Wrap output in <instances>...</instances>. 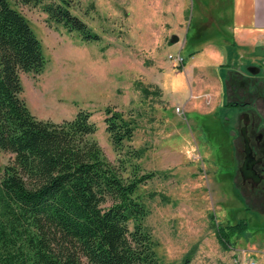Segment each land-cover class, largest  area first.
<instances>
[{
  "label": "rangeland",
  "instance_id": "obj_1",
  "mask_svg": "<svg viewBox=\"0 0 264 264\" xmlns=\"http://www.w3.org/2000/svg\"><path fill=\"white\" fill-rule=\"evenodd\" d=\"M72 2L73 12L100 35L98 41L49 25L38 6H15L39 39L45 58L40 73L20 74L21 97L31 113L60 122L80 109L89 111L96 124L89 138L113 165L118 164V153L105 131L103 108L111 106L134 118L135 131L122 151L142 150L136 161L142 172H161L141 184L136 194L148 210L144 224L162 264H235V257L264 264V213L248 205L263 210L264 199L251 200L238 189L229 135L235 132L222 121L241 109L219 105L224 73L220 69L233 68L232 59L236 67L242 60L231 55L229 65H221L200 49L193 38L196 0L183 5L172 0ZM168 9L165 17L170 23L163 22L160 13ZM206 40L222 43L216 36ZM177 53L183 65L204 60L202 74L193 70L187 76L183 65H173L168 55ZM228 83L227 101L250 100L264 115V99L257 98L254 89L245 87L248 94L239 90L234 96ZM36 95L45 107L34 105ZM215 106L221 120L210 113ZM12 160V153L0 150V173ZM240 219H245L246 228L239 237L230 236L229 249H223L217 225Z\"/></svg>",
  "mask_w": 264,
  "mask_h": 264
},
{
  "label": "trees",
  "instance_id": "obj_2",
  "mask_svg": "<svg viewBox=\"0 0 264 264\" xmlns=\"http://www.w3.org/2000/svg\"><path fill=\"white\" fill-rule=\"evenodd\" d=\"M16 5L38 6L49 25L85 41L100 39L73 12L72 0H0V150L13 154L0 173V264H162L136 194L161 172H142V150L122 151L134 118L103 108L117 165L89 138L96 131L89 111L60 122L36 118L21 97L20 74L40 73L45 58ZM246 225H217L223 249Z\"/></svg>",
  "mask_w": 264,
  "mask_h": 264
},
{
  "label": "crops",
  "instance_id": "obj_3",
  "mask_svg": "<svg viewBox=\"0 0 264 264\" xmlns=\"http://www.w3.org/2000/svg\"><path fill=\"white\" fill-rule=\"evenodd\" d=\"M172 1L175 5H183L185 0ZM196 2V31L193 38L199 40L200 49L207 52V55L215 63L221 65L228 66L231 55L234 58L238 56L242 60L236 67V61L232 59L233 68L228 67L227 71L220 69L224 73L222 75L223 85L220 84L217 77L220 86L223 87L220 90L219 105L223 103V106H226L227 97L230 94L224 88L229 86L228 82L231 83L234 79L245 80L247 91L254 89L256 86L262 88L261 93L264 95V68H262V66L264 67V0H196ZM170 10L160 12L163 16V22L170 23L169 17H165L167 11ZM178 29L182 30L180 27ZM214 36L222 40L219 46L206 40ZM204 64V60L195 59L194 62L189 65L184 64L183 67L187 72V76H189L188 74H191L193 70L201 73V67ZM256 64L258 67L252 66ZM204 68V70L207 69L206 66ZM217 108L218 106H215L210 113L216 116ZM234 114V112L231 113V115ZM226 118H223L222 121L229 125L228 128H231V124L227 122ZM217 119L219 118L217 117ZM248 205L258 213H264L263 210H259L254 205ZM262 255L264 256V244Z\"/></svg>",
  "mask_w": 264,
  "mask_h": 264
},
{
  "label": "flooded vegetation",
  "instance_id": "obj_4",
  "mask_svg": "<svg viewBox=\"0 0 264 264\" xmlns=\"http://www.w3.org/2000/svg\"><path fill=\"white\" fill-rule=\"evenodd\" d=\"M245 83V80L240 79L231 81L234 96H239V90L245 93ZM254 91L257 98L264 99L260 87L256 86ZM226 106L241 109L233 117L226 118L235 132L229 135L233 137V161L235 175L239 179L238 188L251 200L264 199V115L261 116L250 100H229Z\"/></svg>",
  "mask_w": 264,
  "mask_h": 264
},
{
  "label": "built area",
  "instance_id": "obj_5",
  "mask_svg": "<svg viewBox=\"0 0 264 264\" xmlns=\"http://www.w3.org/2000/svg\"><path fill=\"white\" fill-rule=\"evenodd\" d=\"M168 58L173 62V65L175 66L183 65V57L179 53L169 54ZM234 263L235 264H255V262L253 261H249V260H246L244 258L242 259L239 257L234 258Z\"/></svg>",
  "mask_w": 264,
  "mask_h": 264
},
{
  "label": "bare ground",
  "instance_id": "obj_6",
  "mask_svg": "<svg viewBox=\"0 0 264 264\" xmlns=\"http://www.w3.org/2000/svg\"><path fill=\"white\" fill-rule=\"evenodd\" d=\"M33 98V103H34V105L36 106V107H38V108H43V107H45L46 105L44 104V103H42L43 102V100L39 97V96H34V97H32ZM45 102V101H44ZM48 104V103H47Z\"/></svg>",
  "mask_w": 264,
  "mask_h": 264
},
{
  "label": "water",
  "instance_id": "obj_7",
  "mask_svg": "<svg viewBox=\"0 0 264 264\" xmlns=\"http://www.w3.org/2000/svg\"><path fill=\"white\" fill-rule=\"evenodd\" d=\"M175 37V36H174Z\"/></svg>",
  "mask_w": 264,
  "mask_h": 264
}]
</instances>
